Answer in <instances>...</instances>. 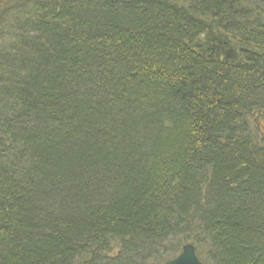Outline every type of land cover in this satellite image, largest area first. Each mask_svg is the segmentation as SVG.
Segmentation results:
<instances>
[{"label":"trees","instance_id":"16d2710c","mask_svg":"<svg viewBox=\"0 0 264 264\" xmlns=\"http://www.w3.org/2000/svg\"><path fill=\"white\" fill-rule=\"evenodd\" d=\"M264 264V0H0V264Z\"/></svg>","mask_w":264,"mask_h":264},{"label":"water","instance_id":"95a60500","mask_svg":"<svg viewBox=\"0 0 264 264\" xmlns=\"http://www.w3.org/2000/svg\"><path fill=\"white\" fill-rule=\"evenodd\" d=\"M164 264H204L195 254L194 245L187 243L182 246L179 252L173 259L165 262Z\"/></svg>","mask_w":264,"mask_h":264},{"label":"bare ground","instance_id":"6f19581e","mask_svg":"<svg viewBox=\"0 0 264 264\" xmlns=\"http://www.w3.org/2000/svg\"><path fill=\"white\" fill-rule=\"evenodd\" d=\"M187 243H188V242H187ZM187 243H184V244H187ZM184 244H183V245H184ZM190 244H192V243H190ZM183 245H182V246H183ZM192 245H193V244H192ZM181 250H182V247H181ZM181 250H180V252H181ZM195 254H196V251H195ZM196 256H197V254H196ZM197 257H198V256H197ZM172 259H173V258H172ZM198 259H199V257H198ZM169 260H171V259H169ZM169 260H167V261H169ZM199 260H200V259H199ZM167 261H165V262H167ZM200 261H201V260H200ZM165 262H164V263H165ZM201 262H202V261H201ZM164 263H163V264H164Z\"/></svg>","mask_w":264,"mask_h":264}]
</instances>
